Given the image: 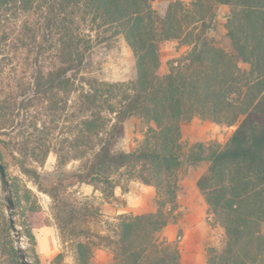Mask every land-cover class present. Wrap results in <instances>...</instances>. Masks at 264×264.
Wrapping results in <instances>:
<instances>
[{"label": "trees", "instance_id": "1", "mask_svg": "<svg viewBox=\"0 0 264 264\" xmlns=\"http://www.w3.org/2000/svg\"><path fill=\"white\" fill-rule=\"evenodd\" d=\"M166 1L160 16L154 0H0V136L35 185L33 164L54 153L58 166L78 162L70 177L104 198L116 188L126 192L123 183L131 181L174 198L184 160L206 162L196 187L224 230L219 249H207V264H264V0ZM220 5L230 7V51L210 36ZM119 35L133 53L134 79L87 76L95 46ZM168 43L188 52L163 72L161 48ZM131 117L148 124L144 139L132 152L115 151L117 128ZM194 117L236 130L224 147L199 143L186 156L181 124ZM0 177L12 201L7 215L0 198V264H22L11 217L33 253L32 230L48 219L1 164ZM159 208L119 216L116 264H180L176 245L157 236L168 223ZM64 209L70 226L78 209ZM60 218L55 214L59 225ZM76 253L85 264L92 252L78 243Z\"/></svg>", "mask_w": 264, "mask_h": 264}, {"label": "rangeland", "instance_id": "2", "mask_svg": "<svg viewBox=\"0 0 264 264\" xmlns=\"http://www.w3.org/2000/svg\"><path fill=\"white\" fill-rule=\"evenodd\" d=\"M168 4L169 2L166 0H154L152 7L158 15L162 16L166 12ZM210 36L225 50L230 51V41L226 36L225 25L217 20V10L216 22L210 32ZM187 52L188 49L186 47L177 43L164 45L161 48L162 71L167 70L169 64L181 63ZM239 66L242 68L246 67L242 63ZM85 72L87 76L106 82H128L135 77V59L131 49L127 46L123 37L119 35L106 43L95 46L86 60ZM147 127L148 124L138 117H131L120 123L117 128L116 139L113 142V149L126 152L136 150L144 139ZM235 130L236 126L217 125L197 117L183 122L181 124V141L185 148L186 156L189 149L199 143L205 146L212 144L224 147ZM0 141L5 142V145L0 143V164L6 170V178L10 180L16 179L31 190L36 196L44 216L48 219L46 226L32 230L35 239L33 253L28 239L22 234L21 226L18 225V217L16 215L11 217L15 222L14 226L17 232V235H15L12 231L14 245L22 251V255L26 257L28 263L83 264V261L79 259L76 253V245L78 243L87 244L92 252L86 258L85 264H95L93 260H95L97 252L106 248L111 251L115 260L112 243L117 242L119 239V216L114 217L115 220L104 219V214L101 213L103 210L101 206L105 208V203H114L121 209L125 206V200L122 199L121 195L116 197L115 191L121 194L125 191L116 188L112 197L104 198L100 192L95 191L91 186H82L85 184L77 183L76 180L70 177L78 169V162L71 161L64 166H58L54 153L48 155L43 165L33 164L39 174V185L37 186L20 171L16 161L17 155L12 152L9 146L7 147L8 139L5 136H0ZM28 166L32 165L29 164ZM207 168L208 163L206 162L190 165L185 159L183 166L176 174L178 189L174 198L166 197L163 191L157 193L154 187L152 189L144 188L138 196L134 197L136 198L135 204L139 205L142 202L145 203L150 194L154 193L155 202L156 204L158 203L157 207H160L159 209L164 213L168 222L167 226L157 236L160 240L163 239L176 245L179 251V260L180 248L184 244L183 238H179V236L183 237L185 224L194 223L199 218L206 221L207 218H210L212 221H208V223L213 228L218 226L213 221L214 218L196 187L198 178L206 172ZM128 184L129 182H124V188L125 186L128 187ZM182 194H188L187 198H178ZM0 198L3 204H8L7 200L10 199L9 189H5L2 186L1 177ZM64 204H71L78 209L76 217L73 218L70 226L69 223L64 224L65 221H70L67 213L63 211L65 210ZM3 209L7 214V208L4 207ZM59 212L61 213L60 225L59 221L55 219V214L59 215ZM71 230H73L72 234ZM97 235L102 236V238H97ZM17 238H19L20 244L16 243L18 241ZM219 238L221 241L214 247L216 249H219L223 239L222 237ZM73 254L76 255L75 262L71 261ZM116 262L115 260V264Z\"/></svg>", "mask_w": 264, "mask_h": 264}, {"label": "crops", "instance_id": "3", "mask_svg": "<svg viewBox=\"0 0 264 264\" xmlns=\"http://www.w3.org/2000/svg\"><path fill=\"white\" fill-rule=\"evenodd\" d=\"M229 12L230 7L228 5L218 6L217 20L219 21V23L225 25V19L228 16ZM82 186L89 187V185ZM144 188L152 189L153 187L145 186L137 181H131L128 184V190L126 192L121 194L120 192L118 193V191H115L116 197L121 195L122 199L125 200V206L119 209L117 205H114V203H105V208L101 206L103 210H100L101 213L104 214V219L115 220L114 217H118L124 214L132 216H142L153 215L157 213L158 207L155 202V196L153 192V194H150V197L145 203L142 202L139 205L135 204L136 198L134 197L138 196V194H140V192ZM182 195H179L178 198H187L188 196V194ZM208 221H212V219L207 218L206 221L199 218L194 223L185 224L187 227L185 226L184 235L183 237L179 236V238H183L184 240V244L180 248V264H207L208 247H216L217 244H219L221 241L219 237H224L223 228L218 223H216L218 224V226L213 228L208 223ZM72 256L73 257L71 258V261L75 262L76 255L73 254ZM95 257V260H93L95 264H115L113 254L108 248H106L105 250H99Z\"/></svg>", "mask_w": 264, "mask_h": 264}, {"label": "water", "instance_id": "4", "mask_svg": "<svg viewBox=\"0 0 264 264\" xmlns=\"http://www.w3.org/2000/svg\"><path fill=\"white\" fill-rule=\"evenodd\" d=\"M8 206L9 207L7 208V214L9 215L10 211L12 210V201L10 199H8ZM10 224L12 226L13 233H15V235H17L16 228L14 226V223H13V220L12 219H10ZM17 240L18 241L16 243L17 244H20L19 238H17ZM21 261H22V264H29L28 261H27V259H26V257L24 255H22Z\"/></svg>", "mask_w": 264, "mask_h": 264}]
</instances>
